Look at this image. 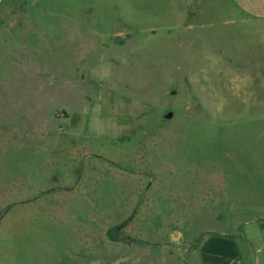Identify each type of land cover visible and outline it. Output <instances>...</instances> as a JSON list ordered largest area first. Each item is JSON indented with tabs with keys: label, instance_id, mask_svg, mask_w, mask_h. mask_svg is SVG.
Returning <instances> with one entry per match:
<instances>
[{
	"label": "rangeland",
	"instance_id": "1",
	"mask_svg": "<svg viewBox=\"0 0 264 264\" xmlns=\"http://www.w3.org/2000/svg\"><path fill=\"white\" fill-rule=\"evenodd\" d=\"M227 1L0 0V264H264V19Z\"/></svg>",
	"mask_w": 264,
	"mask_h": 264
},
{
	"label": "crops",
	"instance_id": "2",
	"mask_svg": "<svg viewBox=\"0 0 264 264\" xmlns=\"http://www.w3.org/2000/svg\"><path fill=\"white\" fill-rule=\"evenodd\" d=\"M228 3L235 6L246 17L264 19V0H229ZM118 203L116 208H122L120 214H125L126 209L130 211L126 206H122L128 204L130 207V199H127V203L119 202V200ZM248 245L247 242L234 235H214L208 237L197 248L195 259L188 264H260L259 262L253 263L249 255L248 258L243 257L244 247L249 248Z\"/></svg>",
	"mask_w": 264,
	"mask_h": 264
},
{
	"label": "water",
	"instance_id": "3",
	"mask_svg": "<svg viewBox=\"0 0 264 264\" xmlns=\"http://www.w3.org/2000/svg\"><path fill=\"white\" fill-rule=\"evenodd\" d=\"M168 117H169V118H171V117H172V115L170 114Z\"/></svg>",
	"mask_w": 264,
	"mask_h": 264
}]
</instances>
